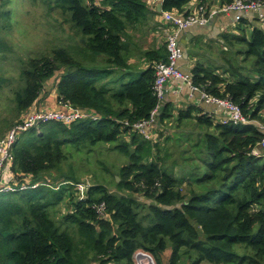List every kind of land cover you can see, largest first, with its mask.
<instances>
[{
    "label": "trees",
    "instance_id": "obj_1",
    "mask_svg": "<svg viewBox=\"0 0 264 264\" xmlns=\"http://www.w3.org/2000/svg\"><path fill=\"white\" fill-rule=\"evenodd\" d=\"M30 1L57 10L76 37L21 63L15 124L52 91L57 110L96 120L50 121L17 137L9 159L15 190L0 191V264H134L139 251L155 264H264V17L240 19L234 32L218 35L233 59L220 73L199 62L186 69L195 87L231 100L248 121L222 124L214 113L193 105L175 112L164 101L155 137L146 140L131 125L156 107L154 66L168 52L163 40L139 48L134 59L129 41L159 16L157 9L145 0ZM190 2L164 0L162 10L185 14ZM199 2L210 8L208 0ZM9 4L0 0V33L10 23ZM184 55L191 56L183 49ZM110 71L120 74L114 85L109 78L99 83ZM171 127L179 129L174 143L186 148L168 163L171 138L163 131ZM103 145L126 160L112 189L87 183L68 162ZM74 184L84 186L82 194Z\"/></svg>",
    "mask_w": 264,
    "mask_h": 264
},
{
    "label": "rangeland",
    "instance_id": "obj_2",
    "mask_svg": "<svg viewBox=\"0 0 264 264\" xmlns=\"http://www.w3.org/2000/svg\"><path fill=\"white\" fill-rule=\"evenodd\" d=\"M199 1L201 0H192V6L198 4ZM208 1L209 7H216L217 4L212 3L213 0ZM96 2H98V0H96ZM8 10L11 12L10 23L6 27L2 26L5 30H2L0 33V139L7 135L9 129L17 121L15 113L13 112V94L19 86V67L22 66L21 63L30 57H35L39 54H47L54 47L69 44L71 41L70 39L76 37L69 23H67L64 18L60 17L57 10L51 12L37 1L12 0V5L9 4V7H7V11ZM222 17L223 16H220L219 18L222 19ZM152 18L159 22L158 16ZM153 21V19L151 21L149 20L146 26H140L136 31L130 34L132 39L129 43L131 52L133 51L132 53L134 54L133 58L139 56V48H151L163 42L162 36H164V26ZM0 24H3V20L0 21ZM234 25L235 24H233V26ZM233 26L231 28L228 27L226 30L221 29L220 34L229 31L234 32L235 27ZM211 32L212 31L209 30V37L207 34H204V32L203 34H199V36H197L198 39L190 42L188 47L195 52L194 56L197 57L200 63L210 68L215 66V68L218 69L216 72L219 71L220 73L222 71L220 68L233 60L232 53L227 50L223 52V48L219 44L220 41L217 40L218 35H212ZM246 34L249 36L250 30H247ZM191 56L193 55L191 54ZM107 74H109L108 77L100 79L99 83L109 78L111 84L114 85L113 81L120 77V74L116 71H110L107 72ZM116 82H118V80ZM56 100L55 92L52 91V95L49 96L43 93L38 99V101H40L39 104L35 105L34 108H36V110L38 108L37 111L44 112L57 110L54 106ZM11 123L12 125H10ZM7 125H10V127H7ZM183 130H185V128ZM168 133L171 141H169L166 147L171 154V158L168 159V163H170L175 158L177 159L178 152H182L186 147L182 145L183 143L179 146L173 141V136H178L179 129L171 127L170 131H163V135H167ZM193 133L196 134V132ZM36 134L39 133L37 132ZM163 140L164 137H161L159 139L160 143H162ZM190 140L193 141L194 136H192ZM182 146L184 147L182 148ZM68 162L73 167H78V175L81 176L82 179H85L87 183H105L112 189V176H114L117 168L125 163L126 160L111 150L110 146L103 145L94 149V151L86 157L84 154L78 155V153H76ZM181 174L182 173H179L178 177H180ZM135 199L142 201L139 196ZM146 212V209L144 211L142 210V214H146ZM143 224L148 226L151 222L147 220ZM235 250L239 254L242 253V250L238 248ZM135 254L133 256H135ZM150 259L153 260V258ZM153 263L155 264L154 260Z\"/></svg>",
    "mask_w": 264,
    "mask_h": 264
},
{
    "label": "built area",
    "instance_id": "obj_3",
    "mask_svg": "<svg viewBox=\"0 0 264 264\" xmlns=\"http://www.w3.org/2000/svg\"><path fill=\"white\" fill-rule=\"evenodd\" d=\"M164 0H145L149 9L155 10L158 5H161L159 11V24L164 26L163 40L167 48L166 61H161L154 66V82L153 93L157 99V105L151 112L147 120L136 122L131 127L137 130L141 136L146 140H151L154 136L153 129L155 125V118L159 112L160 106L163 104L165 97V87L171 81H181L182 84L188 87L191 94H198L199 98L208 106H215L224 112L225 117L221 120L222 124L232 123L239 124L247 122V118L242 114L240 108L233 104L227 98H217L206 94L191 83V75L189 70H181L179 66L180 60L183 58V47L181 46L182 35L190 28L197 26H205L211 19L216 16H231L234 23L238 20L246 18L262 20L264 17V0H233L231 4L209 8L208 10L200 2L193 5V2L187 5V13L179 14L177 12L163 11L162 3ZM31 110L27 112L21 122L16 123L7 133V135L0 139V191L8 192L15 190L9 185L10 181L14 180V175L9 171L10 148L15 143L17 137L24 131L31 128H38L40 124L50 121H62L70 123L75 119L88 118L96 120V117L84 112L75 111L70 108L66 112L63 110H49L37 111ZM125 125H128L126 122ZM262 129V126L259 124ZM264 146V138L259 143ZM36 185L32 186L35 187ZM76 190L82 194L84 186L82 184H74ZM26 186H21L20 189H25ZM137 252L134 258L135 264H154L151 256L143 252L146 260H141Z\"/></svg>",
    "mask_w": 264,
    "mask_h": 264
},
{
    "label": "crops",
    "instance_id": "obj_4",
    "mask_svg": "<svg viewBox=\"0 0 264 264\" xmlns=\"http://www.w3.org/2000/svg\"><path fill=\"white\" fill-rule=\"evenodd\" d=\"M220 17V16H219ZM218 16L211 19L210 22H208L205 26H197L192 27L188 29L181 37V44L183 45V49H189L188 44L192 41H195L198 39L197 36L199 34H207L209 37V30H211L212 35H219L221 32V29L226 30L228 27L231 28L234 24L232 21L231 16H223L222 19H220ZM154 21H156L154 19ZM158 21V20H157ZM188 41V42H187ZM195 55V53L193 54ZM136 59V57H134ZM198 61L197 57H186L183 56L182 60L179 62V66L181 70L188 71L186 69H190L194 64H196ZM131 65H134L136 62H134L133 58L129 61ZM199 62V61H198ZM200 63V62H199ZM219 72V71H218ZM52 95V93L50 94ZM169 102L173 106L175 112L177 110H181L186 108L189 105H193L200 109L201 111L205 112L208 111V113H214L216 120H222L225 117V114L222 110L217 109L215 106H207L205 103L203 104L201 102V99L199 98V95L194 93L191 94L188 87L181 83V81H171L168 85L165 87V97L163 102ZM177 108V109H176ZM174 112V114H175Z\"/></svg>",
    "mask_w": 264,
    "mask_h": 264
},
{
    "label": "water",
    "instance_id": "obj_5",
    "mask_svg": "<svg viewBox=\"0 0 264 264\" xmlns=\"http://www.w3.org/2000/svg\"><path fill=\"white\" fill-rule=\"evenodd\" d=\"M156 9L159 12L161 10V5H158ZM182 45H185V44L182 43ZM194 53L195 52L193 50L185 49V54H194ZM201 102L204 104V102L202 100H201ZM116 180L118 181V178L117 177H116Z\"/></svg>",
    "mask_w": 264,
    "mask_h": 264
},
{
    "label": "bare ground",
    "instance_id": "obj_6",
    "mask_svg": "<svg viewBox=\"0 0 264 264\" xmlns=\"http://www.w3.org/2000/svg\"><path fill=\"white\" fill-rule=\"evenodd\" d=\"M158 23V22H157ZM188 42V41H187ZM144 57V56H143ZM201 59V58H200ZM141 61V60H140ZM201 61V60H200ZM139 65V64H138ZM19 69H20V67H19ZM193 69V68H192ZM177 109V108H176ZM156 123V122H155ZM165 124V123H164ZM135 130V129H134ZM135 132V131H134ZM123 138V137H122ZM109 143V142H108ZM115 145V144H114ZM105 146V145H104ZM154 150V149H153ZM143 253H138V256L137 257H140L141 258V260H148L147 259V257H144L143 255H142ZM147 264H149V262H147Z\"/></svg>",
    "mask_w": 264,
    "mask_h": 264
}]
</instances>
